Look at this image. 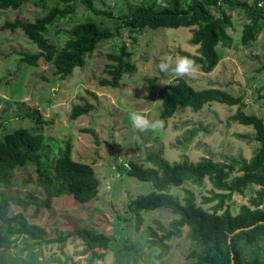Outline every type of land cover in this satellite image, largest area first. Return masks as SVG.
<instances>
[{
  "label": "rangeland",
  "instance_id": "rangeland-1",
  "mask_svg": "<svg viewBox=\"0 0 264 264\" xmlns=\"http://www.w3.org/2000/svg\"><path fill=\"white\" fill-rule=\"evenodd\" d=\"M36 1L27 0L16 10H0V25L15 16L31 20L43 15L44 11L34 4ZM91 1L95 8L116 16L132 10L142 1L150 4L162 0ZM246 1L251 4L254 0ZM227 12L233 23L227 29L232 41L228 46L216 47L220 54L217 66L209 73L196 66L195 75L185 78L196 89L217 87L242 96L245 111L264 120V28L254 41L243 44L241 30L248 20L241 9H227ZM212 13L219 14L216 10ZM86 18L95 19L102 27L109 28L115 39L101 42L86 56L83 66L74 68L63 79L55 76L53 65L42 59L36 65L21 64L22 52L35 53L38 48L19 29L0 30V136L18 127L43 133L42 159L50 171L58 153L69 144L71 157L88 163L100 181L95 198L79 204L65 193L66 182L56 179L50 172L52 181L47 188L55 195L53 204L51 209H43L35 220L44 226L47 238L65 236L73 229L89 227L111 239L104 258L93 261H90L88 252H82L84 245L80 239L67 238L64 243L44 244L41 248L44 254L42 264H184L186 255L193 248L199 249L187 238L188 227H182L180 235L166 237L172 230L171 221L178 215L164 207L140 211L131 208V201L151 191L152 185L129 176L121 165L127 167L129 161H134L151 166V163L143 162L144 157L156 151H161L171 163L183 159L197 162L203 157L217 162H228L231 158L248 160L259 146L254 137L255 130L251 125L229 120L236 105L216 102L200 111L185 107L172 117L160 116L158 90L175 76L161 72L158 64L166 55L197 54L198 46L189 41L195 26L156 29L146 26L135 33L122 26L117 31L115 18L107 14L95 15L78 3L72 19L56 22L48 28L46 36L60 48L67 37L58 30L69 29ZM118 43L127 45L129 59L136 69L123 75L116 88L100 87L93 80L104 76L105 55L114 51L113 46ZM152 78H156V82L150 90L149 79ZM85 100L95 108L72 120L71 107ZM34 108L45 120L43 123L36 121ZM131 111L144 112L149 119L160 120L161 126L141 132L131 124ZM25 179L29 181L24 183ZM11 181L10 188L6 189L8 193L31 194L39 201L44 198L41 185L37 184L34 165L15 169ZM4 186L8 185L1 184L0 188L4 189ZM184 188L193 190L197 202L210 208L211 204L201 202L203 195L209 196L211 186L207 180L200 186L186 182L172 187L170 192L181 199L185 195ZM256 188L258 186L251 185L244 194L234 193L226 205L236 212L239 205L247 204L255 195ZM30 210L25 214L30 216ZM18 246V249L10 248L6 253L16 255L23 244L18 242ZM256 246L263 248L259 259L264 262V238L256 244L242 246L247 262L253 256L250 250Z\"/></svg>",
  "mask_w": 264,
  "mask_h": 264
},
{
  "label": "trees",
  "instance_id": "trees-1",
  "mask_svg": "<svg viewBox=\"0 0 264 264\" xmlns=\"http://www.w3.org/2000/svg\"><path fill=\"white\" fill-rule=\"evenodd\" d=\"M26 1L0 0V10H16ZM78 3L95 15L107 14L115 18L117 31L122 26L128 28L130 33L146 26L151 29L195 26L189 41L198 46L197 54L181 52V55L191 58L204 73L211 72L219 62L220 54L216 47L228 46L232 41L227 29L233 23L227 9H241L248 20L241 30L240 41L243 44L254 41L264 28V0H254L251 4L246 0H162L161 3L154 1L150 4L142 1L132 10L116 16L95 8L91 0H37L34 4L44 11L43 15L31 20L15 16L13 20H5L0 25V30H21L38 48L35 53L22 52L19 58L21 64L36 65L42 59L53 65L55 76L63 79L74 68L83 66L86 56L101 42L115 39L114 32L109 28L102 27L95 19L86 18L74 23L69 29L58 30L67 37L60 48L51 42L46 36L48 28L58 21L72 19ZM213 10L219 14L214 15ZM113 47L114 51L105 55L104 76L93 80L100 87L116 88L123 75L131 74L136 69L129 59L130 52L125 43ZM149 82L151 90L156 78L149 79ZM158 95L161 98L162 118L172 117L185 107L194 112L200 111L213 102L236 105L229 120L251 125L259 146L248 160L231 158L228 162H217L203 157L197 162L183 159L171 163L162 156L161 151H156L144 157L143 162H149L151 166L129 161L127 167L121 165L126 174L152 185V190L131 201L130 207L137 211L164 207L178 215L171 221L172 230L166 237L180 235L181 228L187 226V238L199 247L186 255L187 262L184 264H231V255L234 264H264L259 259L262 247L256 246L250 250L253 256L249 262L242 252L243 245L256 244L264 238V120L245 111L242 96H235L217 87L196 89L185 77H175L164 84L159 88ZM94 108V104L87 100L75 104L71 107L70 118L76 119ZM33 113L37 116V122L45 121L38 109L34 108ZM85 130L92 132L90 129ZM44 147V134L30 132L24 127L4 132L0 136V185H8L2 187L4 189L0 188V264H42V246L64 243L67 238L80 239L84 245L82 252L90 254V261L103 259L111 240L107 234L81 227L67 232L65 236L47 238L44 236V226L35 220L43 209L49 210L53 204L55 195L47 188L52 181L50 172L56 179L66 182L65 193L79 204L95 198L100 184L88 163L71 157L69 144L58 153L50 171L42 159L41 150ZM29 164L34 165L37 172V184L41 185L40 190L44 194L41 201L31 194L22 196L6 191L10 188L15 169ZM205 180L211 188L208 190L209 196L203 195L201 202L211 204L210 208H204L197 202L194 191L189 188H184L185 195L181 199L170 192L172 187H179L186 182L200 186ZM28 181L23 180L24 183ZM251 185L258 186L254 189L255 195L233 212L226 203L234 193L244 194ZM29 208L30 216L25 214ZM237 228L240 230L235 232ZM18 242L23 246L16 255L6 253L10 248L18 249ZM68 259L72 261L71 256Z\"/></svg>",
  "mask_w": 264,
  "mask_h": 264
},
{
  "label": "clouds",
  "instance_id": "clouds-1",
  "mask_svg": "<svg viewBox=\"0 0 264 264\" xmlns=\"http://www.w3.org/2000/svg\"><path fill=\"white\" fill-rule=\"evenodd\" d=\"M158 69L163 73H171L177 78L194 76L197 71L195 62L191 58L180 55H166L158 64ZM129 119L133 127L141 132L154 130L162 123L160 120L149 119L148 115L141 111H131Z\"/></svg>",
  "mask_w": 264,
  "mask_h": 264
},
{
  "label": "water",
  "instance_id": "water-1",
  "mask_svg": "<svg viewBox=\"0 0 264 264\" xmlns=\"http://www.w3.org/2000/svg\"><path fill=\"white\" fill-rule=\"evenodd\" d=\"M239 230H240V228H237V229L235 230V232H238ZM231 264H234V260H233L232 255H231Z\"/></svg>",
  "mask_w": 264,
  "mask_h": 264
}]
</instances>
